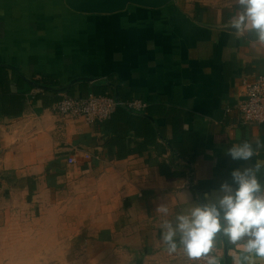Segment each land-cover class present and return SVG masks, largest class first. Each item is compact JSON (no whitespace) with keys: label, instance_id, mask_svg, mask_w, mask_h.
Returning <instances> with one entry per match:
<instances>
[{"label":"crops","instance_id":"0c3cea01","mask_svg":"<svg viewBox=\"0 0 264 264\" xmlns=\"http://www.w3.org/2000/svg\"><path fill=\"white\" fill-rule=\"evenodd\" d=\"M238 11L234 0H0V264H70L64 247L81 232L101 250L73 262L188 258L166 252L164 219L264 163V121L224 113L241 78L264 73L255 33L231 27ZM90 92L145 107L94 122L52 108ZM244 141L256 155L233 160ZM214 253L233 264L230 248Z\"/></svg>","mask_w":264,"mask_h":264},{"label":"clouds","instance_id":"9594fccd","mask_svg":"<svg viewBox=\"0 0 264 264\" xmlns=\"http://www.w3.org/2000/svg\"><path fill=\"white\" fill-rule=\"evenodd\" d=\"M239 11L231 21L237 32H254L264 46V0H234ZM264 147L257 141L256 148ZM233 160L249 161L256 150L248 141L227 150ZM264 163L231 172L214 193H204L173 219H164L161 239L169 255L182 249L190 260L206 259L221 264L213 254L218 246L232 250L233 264H264V184L258 178ZM156 212L168 217L169 206L161 203ZM99 264V261H98Z\"/></svg>","mask_w":264,"mask_h":264},{"label":"built area","instance_id":"2783aa9c","mask_svg":"<svg viewBox=\"0 0 264 264\" xmlns=\"http://www.w3.org/2000/svg\"><path fill=\"white\" fill-rule=\"evenodd\" d=\"M242 95L232 106H226L224 113L236 111L242 123H261L264 121V73L252 78L240 80ZM145 103L141 98H121L118 95L88 94L86 96L63 95L53 103L52 108L66 117L82 116L88 122L103 121L117 108L130 113H141ZM0 149V156H1ZM89 153L83 152L82 158L88 159ZM75 161L74 155L67 158L68 163ZM215 254V253H213ZM199 264H206V259H197ZM221 264H225L221 261Z\"/></svg>","mask_w":264,"mask_h":264},{"label":"rangeland","instance_id":"374dc122","mask_svg":"<svg viewBox=\"0 0 264 264\" xmlns=\"http://www.w3.org/2000/svg\"><path fill=\"white\" fill-rule=\"evenodd\" d=\"M94 238H91L89 241L87 240V237H85L84 232H81L80 234L70 236V243L69 246L64 247L65 253L67 254V261L70 262V264H98L93 261H87L86 259H81L79 262H73L72 260H75V256L77 255H92L95 252V248H99V244L95 246L94 242L97 243V241H94ZM59 252V250H55ZM168 264H199L196 260H190L189 258L183 259L180 262H171Z\"/></svg>","mask_w":264,"mask_h":264},{"label":"trees","instance_id":"16d2710c","mask_svg":"<svg viewBox=\"0 0 264 264\" xmlns=\"http://www.w3.org/2000/svg\"><path fill=\"white\" fill-rule=\"evenodd\" d=\"M90 93H93V94H96V95L100 94V93H96V92H90ZM114 95H116V94H114ZM105 126L108 128V124L107 123H106ZM119 141L120 140L116 139V137L113 136V137L110 138L109 143H111L112 145H117V142H119ZM124 156H125V154L121 153L120 151L119 152L117 151V157L122 158Z\"/></svg>","mask_w":264,"mask_h":264}]
</instances>
